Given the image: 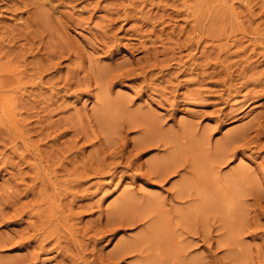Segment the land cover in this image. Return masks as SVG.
Instances as JSON below:
<instances>
[{"label": "rangeland", "instance_id": "rangeland-1", "mask_svg": "<svg viewBox=\"0 0 264 264\" xmlns=\"http://www.w3.org/2000/svg\"><path fill=\"white\" fill-rule=\"evenodd\" d=\"M0 264H264V0H0Z\"/></svg>", "mask_w": 264, "mask_h": 264}, {"label": "bare ground", "instance_id": "bare-ground-1", "mask_svg": "<svg viewBox=\"0 0 264 264\" xmlns=\"http://www.w3.org/2000/svg\"><path fill=\"white\" fill-rule=\"evenodd\" d=\"M235 136H236V135H235ZM232 138L234 139L235 137H232ZM232 138H231V139H232ZM232 141H233V140H232ZM230 143H232V142H230ZM223 147H225V146H223ZM223 147H222V148H223ZM222 148L219 149V152L217 151L218 154H220V157H221L222 154L225 153V151L222 152ZM225 148L227 149V147H225ZM225 148H224V149H225ZM218 154H217V155H218ZM225 154H226V153H225ZM227 154H228V153H227ZM172 168H173V167H172ZM173 171L175 172V169H174ZM187 190H188V189H186V192H189V191H187ZM189 193H190V192H189ZM191 193H192V192H191ZM191 193H190V194H191ZM187 195H188V193H187ZM157 223H158V222H157ZM153 224H154V222L152 223V226H153ZM154 226H155V225H154ZM158 226H159V224L156 225L155 228H159ZM153 228H154V227H153ZM155 228H154V229H155ZM160 228H161V227H160ZM153 231H154V230H153ZM141 240H142V239H141ZM121 242H122V241H121ZM123 242H124V243H123L124 245H126V244L128 243V242H127V243L125 244V241H123ZM142 242H145V241H142ZM142 242H140V243L142 244ZM119 244H120V242H119ZM121 244H122V243H121ZM121 244H120V246H121ZM128 244H129V243H128ZM128 244H127V246H128ZM177 244H178V243H177ZM118 246H119V245H118ZM122 246H123V245H122ZM122 246H121L120 249H122ZM134 247H135V246H134ZM123 248H124V247H123ZM126 248H127V247H126ZM175 248H176V247H175ZM120 249H119V250H120ZM132 251H133V249L131 250V252H132ZM137 251H138V250H137ZM140 251L142 252V250H140ZM177 252H178V251H176V253H177ZM181 255H182V254H181ZM181 255H180V256H181ZM145 262H146V261H144L143 263H145Z\"/></svg>", "mask_w": 264, "mask_h": 264}]
</instances>
